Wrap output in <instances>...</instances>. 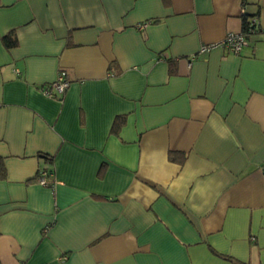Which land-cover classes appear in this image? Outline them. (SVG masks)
<instances>
[{"label": "crops", "instance_id": "obj_1", "mask_svg": "<svg viewBox=\"0 0 264 264\" xmlns=\"http://www.w3.org/2000/svg\"><path fill=\"white\" fill-rule=\"evenodd\" d=\"M0 158V264H264V0H0Z\"/></svg>", "mask_w": 264, "mask_h": 264}, {"label": "built area", "instance_id": "obj_2", "mask_svg": "<svg viewBox=\"0 0 264 264\" xmlns=\"http://www.w3.org/2000/svg\"><path fill=\"white\" fill-rule=\"evenodd\" d=\"M242 13L244 11L242 10ZM257 28V22L254 18H251L247 21L246 31L240 33H228L222 41L218 43L203 45L199 48L197 54L190 57V61H193L197 55L208 54L214 49L223 48L226 51L238 55L241 49L247 44V36L252 31ZM70 82L64 74H59L54 82H52L46 88H43V93L50 98L61 97L65 91L68 89ZM52 173L50 172H40V177L38 183L42 186H50L53 188V182H48V178L52 179Z\"/></svg>", "mask_w": 264, "mask_h": 264}, {"label": "trees", "instance_id": "obj_3", "mask_svg": "<svg viewBox=\"0 0 264 264\" xmlns=\"http://www.w3.org/2000/svg\"><path fill=\"white\" fill-rule=\"evenodd\" d=\"M247 29V22L244 21L243 23V31H246ZM10 35H6L4 37V44L6 45V47H10L11 45L7 42V38H9ZM15 43H12V46H14ZM66 92V91H65ZM65 94V93H64ZM64 94L61 97H57V99H60L64 96ZM51 173V172H50ZM5 176V170H4V166H3V161L0 158V179H3Z\"/></svg>", "mask_w": 264, "mask_h": 264}]
</instances>
